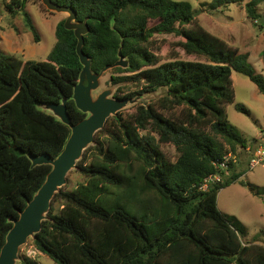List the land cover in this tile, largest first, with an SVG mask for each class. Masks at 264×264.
<instances>
[{"label": "trees", "instance_id": "16d2710c", "mask_svg": "<svg viewBox=\"0 0 264 264\" xmlns=\"http://www.w3.org/2000/svg\"><path fill=\"white\" fill-rule=\"evenodd\" d=\"M25 1L5 5L22 13L38 41ZM51 1L73 8L76 21L88 25L82 51L92 72L113 64L119 55L126 59V67L115 66L110 73L109 82L119 85L115 97L159 89L163 94L138 104L127 117L120 112L109 116L96 131L76 162L83 179L54 194L33 236L35 248L56 264H264V245L246 240L238 221L216 202L218 191L243 170L230 161L228 175L215 162L246 147L224 109L234 100L232 72L248 77L264 94V77L248 63V53L206 30L187 1ZM242 1L209 0L207 6L217 10ZM261 3L245 2L247 15L258 23ZM64 20L56 26L45 60L0 52V249L11 219L51 169L50 164L32 165L30 156L55 158L70 134L68 125L37 105L65 99L73 123L87 116L72 98L82 64L77 39ZM156 34L181 36L178 45L184 52L202 59L174 54L160 62L149 48ZM128 83L136 90H125ZM237 109L248 112L244 106ZM168 143L176 150L172 158L160 147ZM216 173L222 180L201 189L203 179ZM22 263L38 264L27 256Z\"/></svg>", "mask_w": 264, "mask_h": 264}, {"label": "rangeland", "instance_id": "374dc122", "mask_svg": "<svg viewBox=\"0 0 264 264\" xmlns=\"http://www.w3.org/2000/svg\"><path fill=\"white\" fill-rule=\"evenodd\" d=\"M183 1L191 4L192 9L195 10L196 21L206 30L224 39L231 46L237 47L239 51L247 52L248 63L257 74L264 77V22H255L247 15L245 10L247 0L221 6L217 10L209 9L207 6L209 0ZM7 2L8 0H0V52L21 60H45L56 40V26L62 19H66L68 13L48 9L42 0H26L25 10L29 13L39 36V40L35 41L22 13L16 10L17 8L8 11L5 5ZM257 9L261 16H264V4H259ZM152 40L149 48L160 62L174 54H178L183 59H202L184 52L178 45L182 40L181 36L156 34ZM112 68H107L101 74L99 86L93 91V95L107 90L109 97H115L113 93L119 85L109 82ZM231 79L234 100L225 104L224 109L229 124L245 139L246 147L233 153L236 157L235 166L243 170L242 174L237 180L218 191L216 202L221 212L238 221L245 232L246 240L264 245V162L249 167L251 154L259 145L264 146V94L257 89L254 82L240 73L233 71ZM123 88L127 91L136 90V87L129 83L123 85ZM162 94V89L153 93L137 94L130 97L127 104L118 112L127 117L136 111L138 104L157 100ZM237 106H244L248 112L240 111ZM37 107L54 115L50 104H38ZM160 147L169 158L176 153L175 147L169 143L160 144ZM239 160H241L240 166H238ZM225 172L230 174L227 170ZM82 179L75 163V166L67 172L65 183L61 187L70 189ZM53 203L57 207L59 200L55 199ZM44 216H47L46 212ZM24 256L32 258L38 264H56L47 254L35 248L32 236H29L19 247L18 258L13 264H23Z\"/></svg>", "mask_w": 264, "mask_h": 264}, {"label": "water", "instance_id": "95a60500", "mask_svg": "<svg viewBox=\"0 0 264 264\" xmlns=\"http://www.w3.org/2000/svg\"><path fill=\"white\" fill-rule=\"evenodd\" d=\"M42 2L48 9L68 13L64 27L74 32L77 39L76 54L82 64L78 82L73 87L72 98L76 107L87 113V116L73 123L66 110L65 99L60 103L50 104L54 116L69 126L70 134L63 149L55 158H51L47 153L30 156L32 165L50 164L51 169L41 186L19 212L18 217L11 219L13 224L0 249V264H13V261H16L19 247L29 236L33 237L41 229L42 220L46 218L44 213L48 212L54 193L65 183L67 172L81 158L83 150L94 142L95 132L104 126L109 116L115 115L130 99L109 97L107 90L93 95L104 70L114 66L126 67V59L119 55L118 60L113 64L104 66L98 73L92 72L91 61L82 51L83 35L89 30L86 22L76 21V12L71 7L55 4L51 0H42ZM260 20L264 22V16H261Z\"/></svg>", "mask_w": 264, "mask_h": 264}, {"label": "built area", "instance_id": "2783aa9c", "mask_svg": "<svg viewBox=\"0 0 264 264\" xmlns=\"http://www.w3.org/2000/svg\"><path fill=\"white\" fill-rule=\"evenodd\" d=\"M236 157L231 152H226L221 159H218L215 162V166L219 168L220 170H226L229 166L230 161H235ZM264 162V146L259 145L257 149L254 150L253 154L251 155L249 159V167H254L255 165ZM221 180V175L219 173L216 174H210L207 177L203 179V182L200 186L201 189H206L210 182Z\"/></svg>", "mask_w": 264, "mask_h": 264}, {"label": "crops", "instance_id": "0c3cea01", "mask_svg": "<svg viewBox=\"0 0 264 264\" xmlns=\"http://www.w3.org/2000/svg\"><path fill=\"white\" fill-rule=\"evenodd\" d=\"M252 155V154H251Z\"/></svg>", "mask_w": 264, "mask_h": 264}]
</instances>
